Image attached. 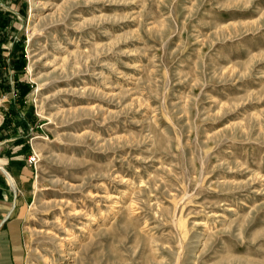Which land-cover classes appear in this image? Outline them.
<instances>
[{"label":"rangeland","instance_id":"374dc122","mask_svg":"<svg viewBox=\"0 0 264 264\" xmlns=\"http://www.w3.org/2000/svg\"><path fill=\"white\" fill-rule=\"evenodd\" d=\"M11 186L27 264H264V0H0Z\"/></svg>","mask_w":264,"mask_h":264},{"label":"crops","instance_id":"0c3cea01","mask_svg":"<svg viewBox=\"0 0 264 264\" xmlns=\"http://www.w3.org/2000/svg\"><path fill=\"white\" fill-rule=\"evenodd\" d=\"M24 178L25 176L21 175L17 181L22 183ZM4 209L6 207L0 205V212ZM10 212L11 218L6 216L0 220V264H27L25 224L21 215L22 210L19 211L18 216H13L17 211L15 191L12 186Z\"/></svg>","mask_w":264,"mask_h":264},{"label":"built area","instance_id":"2783aa9c","mask_svg":"<svg viewBox=\"0 0 264 264\" xmlns=\"http://www.w3.org/2000/svg\"><path fill=\"white\" fill-rule=\"evenodd\" d=\"M29 162H30L31 165H33V164L35 165L36 162H37V158L36 157H31Z\"/></svg>","mask_w":264,"mask_h":264},{"label":"trees","instance_id":"16d2710c","mask_svg":"<svg viewBox=\"0 0 264 264\" xmlns=\"http://www.w3.org/2000/svg\"><path fill=\"white\" fill-rule=\"evenodd\" d=\"M18 87H20V85H18ZM25 92H26V91H25ZM25 92H23L22 95L25 94Z\"/></svg>","mask_w":264,"mask_h":264}]
</instances>
